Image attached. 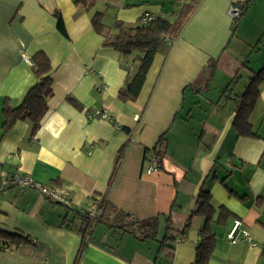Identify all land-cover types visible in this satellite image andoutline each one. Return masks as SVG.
<instances>
[{"label": "crops", "instance_id": "1", "mask_svg": "<svg viewBox=\"0 0 264 264\" xmlns=\"http://www.w3.org/2000/svg\"><path fill=\"white\" fill-rule=\"evenodd\" d=\"M92 1L86 10L75 0H0V176L66 187L72 202L67 208L35 190L0 188V231L27 241L11 246L0 240V264H75L80 213L102 197L130 220L157 216L156 238L138 242L95 224L76 264H193L205 221L187 220L201 191L215 209V248L207 264H264V83L248 120L255 137H242L234 127V99L251 73L264 69V0H198L168 53L154 56L134 102L117 94L138 53L125 59L102 47L92 16L101 13L108 28L116 22L129 27L145 13L172 20L193 0ZM247 1L232 35L228 9ZM55 11L66 36L57 30ZM38 51L52 67L47 111L33 135L29 119L4 130L2 103L19 106L37 82L24 57ZM96 110L109 120L92 118ZM162 135V166L146 175V157ZM219 207L229 215L218 224ZM168 219L183 233L172 251H160ZM236 220L247 235L231 243L227 235Z\"/></svg>", "mask_w": 264, "mask_h": 264}, {"label": "trees", "instance_id": "2", "mask_svg": "<svg viewBox=\"0 0 264 264\" xmlns=\"http://www.w3.org/2000/svg\"><path fill=\"white\" fill-rule=\"evenodd\" d=\"M180 3L181 0H168ZM198 0H193L190 4L183 5L180 10L173 15V19H166L161 15L152 16L151 20L145 25L136 24L134 26L124 27L122 23L116 22L112 28L106 27L101 13H95L91 18V27L93 31L103 38L102 47L111 48L116 51L122 58L128 59L132 53L138 55L132 58L134 68L127 70V79L125 84L119 89L117 97L122 102H134L143 86L146 79V74L150 68L152 60L156 54L166 55L175 40L180 34L182 28L190 18V15L195 9ZM75 3L81 5L84 9L89 10L93 6L92 0H75ZM250 1L241 5V16L233 21L232 35L234 34L239 21ZM53 17L56 19L57 30L64 36L66 32L63 26L61 14L55 11ZM112 30H116L112 34ZM31 71L36 79V83L27 91L22 102L17 107H11L5 100L2 103V116L4 130H7L18 120L29 119L32 126V135L39 127L41 118L47 111V100L52 96V67L48 57L42 52H36L31 58ZM264 83V69L256 73H251L247 87L243 94L234 99V127L238 134L242 137H255L248 120L257 101L259 94V87ZM67 100L78 110L80 105L74 100L67 98ZM94 112V111H93ZM92 112V113H93ZM91 113V114H92ZM164 135L158 138V141L151 151V156H154L158 162V169L162 166V160L166 153L164 143ZM125 150V145L122 146L117 153L116 163L122 158ZM228 193L232 194L230 190ZM96 208L100 212L95 216H89L80 213L81 226L78 233L82 239L80 248L77 253V259L81 256L85 240L90 233V230L95 224H103L107 229H117L122 233L131 235L138 242H146L148 240H155L158 217H152L144 221L130 220L129 215L118 210L105 197H102L96 202ZM219 216L217 223H223L229 213L224 207H219ZM215 209L212 203V198L209 193L201 191L197 198L196 208L189 214L187 222L194 217L200 216L204 218V225L199 231V244L195 251V259L193 264H207L212 256L215 248L214 234L210 228ZM188 224L184 228H186ZM183 231L174 229L172 223L168 219L164 230L162 240L159 242V249L173 250L171 243L177 240V236L181 235ZM0 240L8 242L11 246H18L27 243V241L16 235L0 231ZM7 247L5 249H9ZM264 255V248H263ZM75 261V264H76Z\"/></svg>", "mask_w": 264, "mask_h": 264}, {"label": "built area", "instance_id": "3", "mask_svg": "<svg viewBox=\"0 0 264 264\" xmlns=\"http://www.w3.org/2000/svg\"><path fill=\"white\" fill-rule=\"evenodd\" d=\"M228 14L233 21L238 19L242 14V8L240 5H231L228 9ZM163 17V15H161ZM152 18L151 14L145 13L142 15L138 21L139 25L147 24ZM26 63L31 64L30 60L27 57H24ZM92 118H100L109 120L108 115L104 111L96 110L91 115ZM158 162L157 159L152 156L149 159V165L145 171L146 175H151L158 172ZM11 187H18L20 189H31L37 191L42 197L51 201L52 203L59 204L63 207H71V198L70 192L66 187L57 186V185H44L38 183L31 179L28 176H20L17 174H6L2 173L0 176V188H11ZM100 212L96 208V203L92 205V209L89 212H83L82 214L95 216ZM242 223L239 220L234 221L233 226L227 235V238L230 240L231 243H235L239 240L238 235L247 233L241 229Z\"/></svg>", "mask_w": 264, "mask_h": 264}, {"label": "rangeland", "instance_id": "4", "mask_svg": "<svg viewBox=\"0 0 264 264\" xmlns=\"http://www.w3.org/2000/svg\"><path fill=\"white\" fill-rule=\"evenodd\" d=\"M233 48H230V49H228V51H231ZM234 50V49H233ZM252 50V49H251ZM254 52H256V51H254ZM134 57V56H133Z\"/></svg>", "mask_w": 264, "mask_h": 264}, {"label": "bare ground", "instance_id": "5", "mask_svg": "<svg viewBox=\"0 0 264 264\" xmlns=\"http://www.w3.org/2000/svg\"><path fill=\"white\" fill-rule=\"evenodd\" d=\"M30 60V59H29ZM31 62V61H30Z\"/></svg>", "mask_w": 264, "mask_h": 264}]
</instances>
